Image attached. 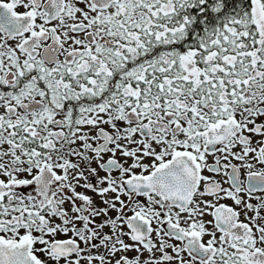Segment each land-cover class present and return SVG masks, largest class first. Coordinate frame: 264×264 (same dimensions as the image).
Returning <instances> with one entry per match:
<instances>
[{
  "label": "snow or ice",
  "instance_id": "obj_1",
  "mask_svg": "<svg viewBox=\"0 0 264 264\" xmlns=\"http://www.w3.org/2000/svg\"><path fill=\"white\" fill-rule=\"evenodd\" d=\"M0 264H264V0H0Z\"/></svg>",
  "mask_w": 264,
  "mask_h": 264
}]
</instances>
